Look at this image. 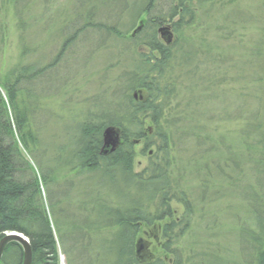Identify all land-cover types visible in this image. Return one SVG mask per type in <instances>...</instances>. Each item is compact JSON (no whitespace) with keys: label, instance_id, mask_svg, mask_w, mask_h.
Segmentation results:
<instances>
[{"label":"rangeland","instance_id":"obj_1","mask_svg":"<svg viewBox=\"0 0 264 264\" xmlns=\"http://www.w3.org/2000/svg\"><path fill=\"white\" fill-rule=\"evenodd\" d=\"M148 4L149 13L144 11ZM172 4L171 0H0V79L18 68L41 69L49 75L31 87L35 101L29 113L43 140L47 165L54 158L73 162L84 118L106 100L115 99L112 95L119 77L138 69L136 55L149 52V18H162ZM193 18L190 25L172 33L173 40L179 46L184 42L204 50L208 46L212 53L202 60V67L195 66L198 62L188 68L174 65L173 94L157 128L166 129L171 139L168 149L173 176L188 186L198 216L191 217L183 237L169 248L178 250L181 264H244L249 254L239 242L240 232L253 221L240 195L252 194L239 187L242 181L254 185L262 179L260 169L254 167L260 153L254 131L264 125V0H211L195 7ZM140 23L143 28L134 37L141 41L133 48L129 37ZM108 28H115L121 38ZM156 38L159 40L158 34ZM53 76L60 80L49 83ZM134 96L142 100V96ZM248 131L252 135L246 136ZM204 137L224 144L216 146V151L209 150L201 144L207 142ZM152 143L153 149L145 155L136 146L134 173H141L157 156L158 140L152 139ZM246 144L254 148L250 153ZM219 155H225L226 161ZM216 161L226 168L227 182L217 174ZM204 165L209 174L200 171ZM57 175L66 178L59 187L51 188L49 201L57 205L62 227L63 220L70 219L71 224L83 221L81 216L93 193L103 200L110 198L112 174L82 176L60 166ZM233 180L239 186L234 190L228 186ZM170 207L180 222L184 206L173 201ZM166 220L159 225H165ZM151 231L147 230L145 239L151 245L146 249L150 248L155 259L162 255V243L155 242ZM205 253L212 254L204 257ZM59 264H67L61 250Z\"/></svg>","mask_w":264,"mask_h":264},{"label":"trees","instance_id":"obj_2","mask_svg":"<svg viewBox=\"0 0 264 264\" xmlns=\"http://www.w3.org/2000/svg\"><path fill=\"white\" fill-rule=\"evenodd\" d=\"M210 1L178 0L162 18L148 17V54L136 55L138 69L119 77L112 95H116L115 99L106 100L95 108V113L84 118L77 137V153L72 157L74 163H61L54 158L47 165L45 151L42 150L43 140L30 118L33 116L29 114L33 111L31 103L35 101L31 87L40 77H47V71L18 68L3 81L0 79V240L11 232L24 235L31 247L32 264H59L60 250L67 264H181L178 250L169 247L176 245L183 237L188 221L195 212L194 202L184 181L180 182L178 176H173L175 171L168 149L171 139L166 135V129L162 132L157 125L162 117L164 119L165 107L173 94L172 87L176 80L174 65L188 68L198 62L195 66L202 67V60L210 56L212 51L206 45L205 50L191 47L186 42L179 46L177 41L165 46L156 38V29L158 23L163 22V26L170 24L174 33H178L194 20L195 7ZM144 9L150 12L147 5ZM107 30L121 38L122 34L115 28ZM129 41L135 48L141 38L130 35ZM57 57L50 63V69L57 62ZM55 77H51L48 82L57 83L60 79ZM135 94L137 98L142 96V100L135 99ZM259 126L261 129L256 128L254 131L255 145L260 148L254 167L260 169L262 179L254 185L242 181L239 187L235 183L238 178L228 184L233 190L239 187L240 191L243 188V191L248 190L252 194L244 196L241 192L240 195L248 208L249 219L253 221L240 232L239 242L243 245V251L249 254L244 264H264V125ZM106 128L116 129L120 137L117 149L107 155L102 151V133ZM249 133L253 132L248 131L246 136ZM152 139L158 140L155 147L157 156L149 161L141 173H134L136 146L139 145L140 154L145 155L155 145ZM203 140L212 142L210 145L207 142L201 144L214 151L216 146L224 144L223 141L205 137ZM19 145L32 157L36 167L30 165ZM197 145L200 146V143ZM252 149L253 146L246 144L248 153ZM208 151L202 153L203 157L207 156ZM219 157L226 161L225 155ZM220 165L218 161L215 162L214 166L218 168L216 172L223 175L227 182L228 178L224 174L226 168ZM60 166L71 169V172L76 170L82 176H94L98 172L113 175L110 182L113 189L108 191L110 198L103 200L93 193L89 206L84 210L89 214L83 213L81 216L83 221L71 224L70 219L63 220V227L59 223L61 213L58 214L57 205L51 199L49 201L51 188L59 187L61 180L66 178V175L64 178L63 175H60L61 178L57 175ZM200 171L209 174L206 165ZM173 201L184 206L180 222L174 219L170 209ZM164 220L167 223L161 225L159 233L156 225ZM150 228L152 231L149 235L155 238L156 243H162V255L155 259L154 256L149 258L146 251L137 254L139 240L144 246L149 244L145 238ZM209 254L212 253H205L204 257ZM22 261V248L10 243L5 248L0 264H22Z\"/></svg>","mask_w":264,"mask_h":264},{"label":"water","instance_id":"obj_3","mask_svg":"<svg viewBox=\"0 0 264 264\" xmlns=\"http://www.w3.org/2000/svg\"><path fill=\"white\" fill-rule=\"evenodd\" d=\"M138 28L137 30H139ZM136 30V31H137ZM163 37H168V42L171 41L172 39V33L170 32L168 27H163L160 28L158 31ZM135 33V32H134ZM142 98V97H140ZM120 142V137L119 133L116 129L114 128H106L103 130L102 133V151L104 152L105 155L108 153H113ZM10 243H15L18 244L23 251V261L22 264H32V251L31 247L29 244L28 239L16 232H11L8 234H5L4 237L0 240V261L3 256V253L5 251V248L10 244ZM147 245L142 244V240H139L137 243V254H140L144 251H146ZM264 251V250H263Z\"/></svg>","mask_w":264,"mask_h":264},{"label":"flooded vegetation","instance_id":"obj_4","mask_svg":"<svg viewBox=\"0 0 264 264\" xmlns=\"http://www.w3.org/2000/svg\"><path fill=\"white\" fill-rule=\"evenodd\" d=\"M147 7L150 8V5L148 4ZM145 12H146V10H145ZM166 26H168V28H169V30H170L171 33H174V31H173V29H172V27H171L170 24H169V25H166ZM136 28H137V29L140 28L139 30L141 31V29L143 28V24L140 23ZM160 28H163V22L158 23V27H157V34L159 35V41H160V43H162V44L165 45V46H170V45L173 43V41H174V40H173V37H172L171 41L168 42V37H163V36L158 32ZM137 29H135V30L133 31V33L135 32V35H136L137 33H140V31H136ZM133 33L131 34L132 37L135 36ZM156 226H157V228H158V231H159V230L161 231V228H162L161 225H156ZM158 226H159V227H158ZM146 233H147V232H146ZM150 245H151V243L149 242V245H147V247H149ZM263 250H264V247H263ZM147 251H148V250H147ZM147 255H148L149 258H151L152 256H154V255L150 252V248H149V251H148Z\"/></svg>","mask_w":264,"mask_h":264},{"label":"bare ground","instance_id":"obj_5","mask_svg":"<svg viewBox=\"0 0 264 264\" xmlns=\"http://www.w3.org/2000/svg\"><path fill=\"white\" fill-rule=\"evenodd\" d=\"M172 1V3L175 5V4H177L178 3V0H171ZM137 31H139V30H137ZM134 35H135V33H133ZM232 170H234L233 168H232ZM197 208V207H196ZM197 210V212H198V209H196ZM194 211H195V209H194ZM197 212L195 211L194 212V215H197ZM198 216V215H197ZM263 253H264V251H263Z\"/></svg>","mask_w":264,"mask_h":264}]
</instances>
